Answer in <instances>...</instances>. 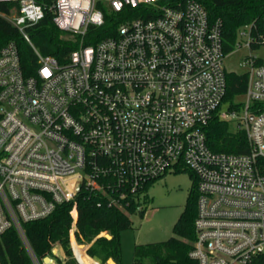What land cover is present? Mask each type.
<instances>
[{
	"label": "built area",
	"instance_id": "1",
	"mask_svg": "<svg viewBox=\"0 0 264 264\" xmlns=\"http://www.w3.org/2000/svg\"><path fill=\"white\" fill-rule=\"evenodd\" d=\"M0 1L18 2L8 18L37 63L28 73L14 41L0 49V238L15 228L33 264H56L63 249L39 258L25 222L49 216L82 188L100 196L99 206L134 203L139 211L148 185L189 169L197 177L190 252L197 264H253L264 253V110L254 106L264 102L263 58L241 61L244 99L222 109L223 24L196 0L180 7L163 0ZM47 11L77 43L66 62L42 54L27 30ZM109 11L123 13L113 34L86 44L90 27L103 26ZM254 27L239 30L237 45L244 37L250 51L264 46ZM217 111L246 133L248 151L208 145L205 127Z\"/></svg>",
	"mask_w": 264,
	"mask_h": 264
},
{
	"label": "trees",
	"instance_id": "2",
	"mask_svg": "<svg viewBox=\"0 0 264 264\" xmlns=\"http://www.w3.org/2000/svg\"><path fill=\"white\" fill-rule=\"evenodd\" d=\"M187 1L163 0L171 7L183 6ZM196 1L206 8L211 19L222 20L225 55L236 49L238 33L243 26L254 24L253 32L264 35V0ZM17 12V1H0V49L6 43L14 41L23 66L30 73L31 68L37 64L34 49L8 18V15ZM53 16L52 11H47L44 18L30 25L27 30L34 46L42 54L52 55L58 61L66 62L77 43L70 39L69 33L56 25ZM122 17L123 13L107 12L103 26L90 27L86 44H95L100 38L113 34ZM258 47L257 44L252 45V49ZM226 78L227 93L223 102L239 107L233 101L247 91L248 74L227 70ZM254 106L264 110V102L255 103ZM205 132L208 145L215 151H248L246 133L235 131L232 124L220 119L218 111L205 127ZM191 174L195 178L193 187L178 221L173 226L174 235L167 240L136 245L134 264H197L190 256L196 239L195 219L198 211L197 177L192 171ZM99 200V195L82 188L74 200L59 204L49 216L25 222L24 228L35 254L44 258L52 253L54 246H60L65 255L63 261L59 259L60 264H105L110 258L120 264L121 232L131 227V214L139 212L143 215L145 210L143 208L138 211V206L134 203L125 209L107 207L105 204L99 206ZM74 212H77L76 217ZM72 232L76 240H73V244ZM82 244H90L87 253ZM0 255L2 264H33L15 228L8 229L1 236ZM253 264H264V253Z\"/></svg>",
	"mask_w": 264,
	"mask_h": 264
},
{
	"label": "rangeland",
	"instance_id": "3",
	"mask_svg": "<svg viewBox=\"0 0 264 264\" xmlns=\"http://www.w3.org/2000/svg\"><path fill=\"white\" fill-rule=\"evenodd\" d=\"M240 40L245 41L246 39L241 37ZM244 41H241L242 44L237 45L234 51L226 55L224 64L228 71L246 72V68L242 67L240 63L249 54L264 59V46L250 51ZM237 99L242 101L244 96H239ZM228 105L229 103L225 102L222 109H227ZM194 179L191 171L185 169L170 172L148 185L147 197L143 204L144 214L139 212L131 214V227L121 232L120 264H134L136 245L167 240L174 235L173 226L184 209ZM107 234L105 233V235ZM73 240L74 238H72ZM88 245L90 246V244H85V247L88 248ZM54 257L57 261L56 264H60L59 258ZM60 258L62 261L65 258L62 251H60ZM105 264L110 263L107 261Z\"/></svg>",
	"mask_w": 264,
	"mask_h": 264
},
{
	"label": "water",
	"instance_id": "4",
	"mask_svg": "<svg viewBox=\"0 0 264 264\" xmlns=\"http://www.w3.org/2000/svg\"><path fill=\"white\" fill-rule=\"evenodd\" d=\"M108 237H111L109 234H107ZM51 258H47L46 261H50ZM109 263L110 264H117L116 261L113 259V258H110L109 260ZM80 263V262H79ZM81 264V263H80Z\"/></svg>",
	"mask_w": 264,
	"mask_h": 264
},
{
	"label": "crops",
	"instance_id": "5",
	"mask_svg": "<svg viewBox=\"0 0 264 264\" xmlns=\"http://www.w3.org/2000/svg\"><path fill=\"white\" fill-rule=\"evenodd\" d=\"M88 247H89V245H88ZM86 249H88L87 247H86ZM88 255V254H87ZM89 256V255H88ZM90 257V256H89ZM92 258V257H91ZM93 259V258H92ZM98 263H100L99 261H97Z\"/></svg>",
	"mask_w": 264,
	"mask_h": 264
}]
</instances>
